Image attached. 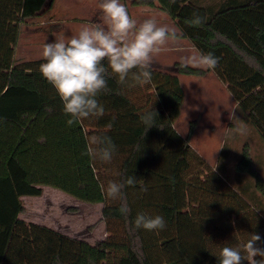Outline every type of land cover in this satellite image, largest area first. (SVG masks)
Masks as SVG:
<instances>
[{
	"label": "trees",
	"instance_id": "16d2710c",
	"mask_svg": "<svg viewBox=\"0 0 264 264\" xmlns=\"http://www.w3.org/2000/svg\"><path fill=\"white\" fill-rule=\"evenodd\" d=\"M46 1L0 0V264H100L99 245L125 249L110 264H219L222 247H235L251 233L262 237L258 246L264 247V213L258 210L264 201V177L249 145L235 169L254 179L263 197L255 205L227 181L225 165L213 169L192 147V130L184 137L175 127L185 99L179 75L206 73L179 62L168 69L153 65L146 84L154 96L147 94L146 102L142 85L131 78L122 85L109 75L108 90L98 96L104 115L82 121L95 127L86 137L107 136L116 146L110 163L91 158L99 182L106 187L109 181L136 178L135 186L123 189V201L102 193V214L110 233L102 244L89 248L78 237L20 217L25 211L20 198L43 194L33 172L39 154L54 145L48 135L28 137L27 130L41 110L51 114L53 107L44 104L34 74L45 61L16 63L15 47L21 24L37 17ZM132 3L159 7L180 28L177 36L189 39L199 53L212 52L219 58L214 73L264 140V0ZM194 15L203 19L201 26L186 23ZM150 112L153 126L148 128L141 117ZM122 203L130 209L127 215L119 211ZM138 213L160 215L166 227L136 229Z\"/></svg>",
	"mask_w": 264,
	"mask_h": 264
},
{
	"label": "rangeland",
	"instance_id": "374dc122",
	"mask_svg": "<svg viewBox=\"0 0 264 264\" xmlns=\"http://www.w3.org/2000/svg\"><path fill=\"white\" fill-rule=\"evenodd\" d=\"M132 1L121 0V3L125 4L130 16L138 23L153 18L160 25L174 26L177 29L171 17L159 7L134 5ZM100 2L101 0H47L37 17L21 25L15 47L16 63L42 59L41 53L46 42L51 43L54 39L67 40L77 34L82 26L98 23ZM183 42L186 43L170 41L161 49L155 58L160 67L168 69L180 55L188 52L198 54L189 42ZM34 74L41 87L44 104H50L53 112L50 114L41 110L27 130L28 137L48 135L55 146L51 144L50 150L39 154L33 179L37 178L35 181L43 188V194L21 197L25 211L20 217L27 222L48 225L62 233L78 237L89 248L97 247L110 233L102 214L104 202L101 201L98 173L91 164V157L86 154V136L95 127L84 126L82 122L68 125L69 117L63 112V104L55 88L43 78L39 70ZM201 77L202 75L182 76L185 99L175 127L184 137H188L192 130L189 138L192 147L213 169L219 170L221 165H225L224 176L227 181L255 205L262 195L256 190L254 179L246 173H238L235 165L248 144L257 168L264 177V140L247 120L246 114L238 108L228 90L210 75L200 81L194 80ZM140 89L145 102L147 94L154 96L147 84ZM230 114L236 117L230 119ZM238 127H243L245 132H237ZM113 172L116 170L113 169ZM258 210L264 213V201ZM99 246L100 264L115 263L125 253L124 248Z\"/></svg>",
	"mask_w": 264,
	"mask_h": 264
},
{
	"label": "clouds",
	"instance_id": "9594fccd",
	"mask_svg": "<svg viewBox=\"0 0 264 264\" xmlns=\"http://www.w3.org/2000/svg\"><path fill=\"white\" fill-rule=\"evenodd\" d=\"M99 10L98 23L82 26L77 34L67 40L54 39L51 43L46 42L42 49L41 55L45 62L40 64L39 71L55 88L63 104V112L69 117L68 125L104 115L105 109L98 96L108 90L109 75L116 76L118 83L122 85L129 78L140 85L149 83L157 54L177 38L174 26L160 25L153 18L138 23L130 16L121 0H101ZM186 23L201 26L203 19L194 15ZM178 60L183 68L191 66L209 72H214L219 63V58L212 52H188L180 55ZM233 117L236 116L230 114L229 118ZM141 119L148 128L153 126L151 112ZM236 131L243 134L245 129L238 127ZM115 150L116 146L110 137H86V154L93 160L98 158L110 163ZM135 184L136 178L132 175L122 183L109 181L106 187L100 184V189L107 198L123 201V189ZM119 211L127 215L130 209L126 203H122ZM134 227L147 231L163 230L166 222L160 215L138 213ZM261 242L259 234L251 233L249 239L235 247H222L217 256L218 262L244 264L246 261L247 264H264V247L258 246Z\"/></svg>",
	"mask_w": 264,
	"mask_h": 264
},
{
	"label": "crops",
	"instance_id": "0c3cea01",
	"mask_svg": "<svg viewBox=\"0 0 264 264\" xmlns=\"http://www.w3.org/2000/svg\"><path fill=\"white\" fill-rule=\"evenodd\" d=\"M31 19H33V18H31ZM31 19H28L27 21H29V20H31ZM172 19V18H171ZM173 20V19H172ZM27 21H25V22H23L22 24H25V23H27ZM174 21V20H173ZM174 23H175V25H176V27H177V34H180L181 33V31H180V28L178 27V25L176 24V22L174 21ZM21 24V25H22ZM176 41L177 40H179V41H186V43H190V45H191V47H192V49L194 50V49H196L194 46H193V44H192V42L189 40V39H187V38H184V37H180V36H177V38L175 39ZM184 44H186L185 42H183ZM188 43V44H189ZM184 48H185V46H184ZM176 50V49H175ZM197 50V49H196ZM195 51V50H194ZM198 51V50H197ZM198 53H199V51H198ZM197 54V53H196ZM176 62H179V60H176V61H174V63L171 65V66H169V67H167V68H170V67H172ZM153 65H155V66H158V67H160L159 65V62H157V61H155V63L153 64ZM160 68H162V67H160ZM183 77H185L186 75L185 74H180L179 75V77H180V81H181V84H182V76ZM208 75H210V76H212L213 78H215V79H217V81L220 83V85H222V87H224L226 90H228V87H227V84L226 83H224L217 75H216V73H214V72H209V71H206V73L205 74H203L202 75V77L201 78H199V79H194L195 81H200V80H202V78H204V77H206V76H208ZM197 76H199V75H197ZM182 86H183V84H182ZM184 88V87H183ZM228 94L233 98V96H232V94L229 92V90H228ZM234 99V98H233ZM234 101H235V99H234ZM235 103H236V105H237V102L235 101ZM23 197V196H22ZM53 228V227H52Z\"/></svg>",
	"mask_w": 264,
	"mask_h": 264
}]
</instances>
